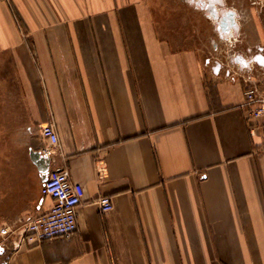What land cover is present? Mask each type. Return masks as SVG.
<instances>
[{
	"label": "crops",
	"instance_id": "obj_1",
	"mask_svg": "<svg viewBox=\"0 0 264 264\" xmlns=\"http://www.w3.org/2000/svg\"><path fill=\"white\" fill-rule=\"evenodd\" d=\"M172 21L149 0H0V65L18 93L0 264H264V135L247 84L189 43L188 26L215 20H182L185 36ZM30 151L85 189L70 239L21 241L53 206Z\"/></svg>",
	"mask_w": 264,
	"mask_h": 264
},
{
	"label": "rangeland",
	"instance_id": "obj_2",
	"mask_svg": "<svg viewBox=\"0 0 264 264\" xmlns=\"http://www.w3.org/2000/svg\"><path fill=\"white\" fill-rule=\"evenodd\" d=\"M149 1L157 17L178 20V23L172 21L169 26L173 30L177 29L183 36L187 33V25H183L182 20L208 18L205 9H201L195 3L189 4L188 0ZM221 2L217 7V13L229 10L235 12L239 32L235 34L231 32L230 36L225 38L219 30V24L196 23L188 26L189 43L204 48V60L215 68L226 69L227 76L235 75L244 84H250L245 83L244 79L257 84L264 83V0ZM9 70L0 65V161L9 155L7 151L13 127L12 112L17 108L14 102L18 93L16 88H12Z\"/></svg>",
	"mask_w": 264,
	"mask_h": 264
},
{
	"label": "built area",
	"instance_id": "obj_3",
	"mask_svg": "<svg viewBox=\"0 0 264 264\" xmlns=\"http://www.w3.org/2000/svg\"><path fill=\"white\" fill-rule=\"evenodd\" d=\"M245 82L250 83L246 86L245 96L253 121L252 133L264 135V83L257 84L249 79ZM42 134L53 145L58 144V134L52 124L46 125ZM41 193L53 201V206L46 214L27 223L21 241L38 245L58 238L70 239L78 231V209L84 202V187L73 182L67 171H62L49 176L42 185ZM100 205L103 213L114 208L109 197L101 198Z\"/></svg>",
	"mask_w": 264,
	"mask_h": 264
},
{
	"label": "flooded vegetation",
	"instance_id": "obj_4",
	"mask_svg": "<svg viewBox=\"0 0 264 264\" xmlns=\"http://www.w3.org/2000/svg\"><path fill=\"white\" fill-rule=\"evenodd\" d=\"M189 4L205 9L208 14V18H211L219 24V30L223 37L227 38L231 32L238 33L239 26L236 21V14L233 11H224L220 14L217 13V7L221 4V0H188Z\"/></svg>",
	"mask_w": 264,
	"mask_h": 264
},
{
	"label": "water",
	"instance_id": "obj_5",
	"mask_svg": "<svg viewBox=\"0 0 264 264\" xmlns=\"http://www.w3.org/2000/svg\"><path fill=\"white\" fill-rule=\"evenodd\" d=\"M30 157L33 164L38 168V171L41 175V181L45 183L50 176V168L51 163L53 162V158L46 156L42 152L34 151H30Z\"/></svg>",
	"mask_w": 264,
	"mask_h": 264
}]
</instances>
